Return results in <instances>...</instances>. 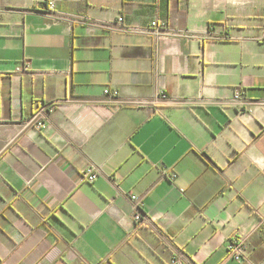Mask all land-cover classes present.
<instances>
[{
    "label": "crops",
    "instance_id": "1",
    "mask_svg": "<svg viewBox=\"0 0 264 264\" xmlns=\"http://www.w3.org/2000/svg\"><path fill=\"white\" fill-rule=\"evenodd\" d=\"M173 255L264 264V0H0L2 264Z\"/></svg>",
    "mask_w": 264,
    "mask_h": 264
},
{
    "label": "built area",
    "instance_id": "2",
    "mask_svg": "<svg viewBox=\"0 0 264 264\" xmlns=\"http://www.w3.org/2000/svg\"><path fill=\"white\" fill-rule=\"evenodd\" d=\"M44 7H47L49 9H54L55 8V1H51L49 2L47 5H45ZM123 21L122 17L118 18V22L121 23ZM165 27V24H159L156 20L151 22V28L157 30H160V28ZM133 29V28H132ZM24 69H27V65L24 66ZM104 95L106 96H112V97H116L118 96V92L115 90H111L109 88H105L103 91ZM242 98V92L241 90H236L233 100L237 101L240 100ZM43 110H41L40 112H38V114L35 116V118L37 116H42L43 117ZM37 128H40L43 126V122L42 121H38L36 123ZM163 176L165 178H168L170 180H174L177 175L176 174H170L167 175L165 172L163 173ZM97 174L95 173V169L94 168H89L87 169V171L84 173L83 175V179L86 180L89 183H93L94 180L96 179ZM131 200L135 202V209L136 212L133 215V220L135 221L136 224H141L143 222L142 219V215L140 212V207H141V200L136 197L135 195H131L130 196ZM248 249H249V235L246 234L245 232L239 231L237 233H235L233 235V237L230 239L228 247H227V254L228 257L235 260V261H242L246 258L247 253H248ZM184 261L182 259V257L177 256V255H173L171 258V264H183ZM0 264H2V261L0 260Z\"/></svg>",
    "mask_w": 264,
    "mask_h": 264
}]
</instances>
